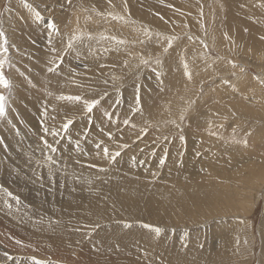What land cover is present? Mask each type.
<instances>
[{
	"label": "rangeland",
	"instance_id": "obj_1",
	"mask_svg": "<svg viewBox=\"0 0 264 264\" xmlns=\"http://www.w3.org/2000/svg\"><path fill=\"white\" fill-rule=\"evenodd\" d=\"M0 32L7 41L0 39V72L8 81L7 88L0 85V169L4 139L12 135L29 140L41 163L21 160L30 144L15 149L20 161L7 163L12 174H0L2 216L8 210L5 217L15 216L13 206L21 205L29 216L43 211L50 224L73 204L85 209L95 197L108 200L107 191L97 190L98 179L106 188L121 176L134 191L158 188L155 200L146 195L158 219L133 223L142 243L122 249L120 240L115 251L121 258H106L110 246L98 241L68 264H264V0H0ZM34 100L49 106L56 120L46 130L37 117L30 132L15 133ZM93 100L99 103L88 112L85 101ZM76 124L79 130L67 138L83 133L78 145L99 137V146L114 139L122 147L77 152L65 142ZM52 153L58 157L47 159ZM65 172L66 186L60 181ZM85 172L98 179L69 178ZM69 212L70 230L85 226L82 215ZM115 221L84 229L85 242ZM122 226L111 234L131 237L132 226ZM44 233H36V246L48 238ZM67 236L61 231V239L73 240ZM4 250L0 264H60Z\"/></svg>",
	"mask_w": 264,
	"mask_h": 264
},
{
	"label": "bare ground",
	"instance_id": "obj_2",
	"mask_svg": "<svg viewBox=\"0 0 264 264\" xmlns=\"http://www.w3.org/2000/svg\"><path fill=\"white\" fill-rule=\"evenodd\" d=\"M38 1V0H37ZM51 1V0H48ZM79 1L82 0H76V2L79 3ZM89 1V0H88ZM41 2V1H40ZM54 2V1H53ZM81 3V2H80ZM39 4V3H38ZM41 4V3H40ZM42 5V4H41ZM47 5V4H45ZM86 5V4H85ZM76 6V5H75ZM72 10V9H71ZM86 14V13H85ZM108 15V14H106ZM104 17V16H103ZM90 18V17H89ZM92 18V17H91ZM97 19V18H96ZM94 19V20H96ZM102 19V16L101 18ZM84 20V19H83ZM93 20V19H91ZM141 20V19H140ZM130 21V20H129ZM137 21V20H136ZM142 21V20H141ZM86 22V21H85ZM94 22V21H93ZM109 22H110V18H109ZM138 22V21H137ZM136 22V23H137ZM142 23V22H141ZM139 24V23H138ZM150 29V28H149ZM146 30V29H145ZM87 32V31H86ZM96 33V32H95ZM99 35V34H98ZM147 35V34H146ZM169 37V36H168ZM165 40V39H164ZM136 41V40H135ZM145 41V40H144ZM143 41V42H144ZM136 50V49H134ZM199 55V54H198ZM126 57V56H125ZM143 58V57H142ZM127 60H130L129 58ZM137 63V62H136ZM99 68V67H97ZM100 69V68H99ZM109 71V70H108ZM114 74V73H113ZM100 75V73H99ZM101 76V75H100ZM100 78V77H99ZM105 78V77H104ZM101 80V78H100ZM106 81L103 79V82ZM118 82V81H117ZM28 99V98H27ZM19 107V106H18ZM49 106H45L42 102L38 101V100H34L30 106H29V111H26L24 113V115H22L14 124L13 130L15 133L21 132V131H29L30 132V128L35 126V120L37 117L41 118L42 121V125H43V129L49 130L50 127L47 125L48 123L55 121L57 116L55 115V112L53 111H49L48 110ZM78 109V108H77ZM18 110V109H17ZM156 112V111H155ZM160 112V111H159ZM157 114V113H156ZM160 115V114H159ZM256 117V116H255ZM132 123V122H130ZM211 123V122H209ZM129 124V123H128ZM142 124V123H141ZM110 125V124H108ZM139 126V125H138ZM78 127H80L78 124H76L75 126H73L72 129H69L67 134L65 135L66 139L65 142H71V146L73 148V150L80 152V150H84L85 154L88 155H92L95 151H99V150H103V148H112V149H119L122 147V145L119 146L118 143H116L114 141V139L112 140V142H110L112 145H106L103 143L102 146H99V142H100V138L98 137L96 139V141L94 142V140L92 138H85L84 140V144L86 145V147L80 146L77 144V141L80 140L83 136L79 134L78 136H73L79 129ZM132 127V126H131ZM201 127V126H200ZM115 127H113L114 129ZM78 129V130H77ZM201 129V128H200ZM140 130V129H139ZM203 130V129H202ZM72 131L70 134L69 132ZM74 131V132H73ZM87 131V129H86ZM85 131V132H86ZM73 133V135L71 136V140H69L67 138V136L71 135ZM79 133V132H78ZM147 133V132H146ZM197 133V132H196ZM14 134V133H13ZM25 134V133H24ZM224 134V133H223ZM44 135V134H43ZM63 135V133H62ZM123 135V134H122ZM42 136V135H41ZM104 136V134H103ZM109 136V135H108ZM112 136V135H111ZM110 136V137H111ZM2 137V136H1ZM34 137V136H33ZM119 137V136H118ZM15 136L12 135L11 137L5 138L4 139V143L6 144V142L8 143L7 147L5 149H3V152L1 153V156L4 159V162H1V169H0V174H4L3 170L6 172L8 170L7 167V163L8 162H15V159L20 161V156H19V152H22V147L25 145L30 144L29 140L26 139H21L20 142L19 140H14ZM28 138V137H27ZM128 138V137H127ZM16 139V138H15ZM34 139V138H33ZM36 139V138H35ZM38 139V138H37ZM74 139V140H73ZM102 139V136H101ZM123 139V137H122ZM43 140V139H42ZM64 140V139H63ZM36 141V140H35ZM34 142V141H33ZM37 142V141H36ZM35 142V143H36ZM125 142V141H124ZM38 144L41 145L40 142H37ZM107 143V142H105ZM23 144V146H22ZM82 144V143H81ZM93 147H92V145ZM108 144V143H107ZM121 144V143H120ZM37 145V144H36ZM33 145L30 144V147H28L26 150L23 151V153H21V160L23 159L22 155H24L25 160L27 161V164H31L34 163L36 165H40L41 163H39V161H34L37 155V151H30V148H32ZM99 146V147H98ZM41 147V146H40ZM67 147V146H66ZM70 147V146H69ZM58 148V147H57ZM64 148V147H63ZM241 148V147H240ZM18 151H16V150ZM67 149V148H66ZM1 151V150H0ZM42 151V150H41ZM193 151V150H192ZM63 151L59 149V153L60 154H64L62 153ZM67 152H69L67 150ZM74 152V151H73ZM116 152V151H115ZM114 153V152H112ZM65 154H67L65 152ZM128 154V153H127ZM152 154V153H151ZM39 155V154H38ZM42 155V154H41ZM71 155V154H70ZM61 156V155H60ZM59 156V157H60ZM129 156V155H128ZM55 157H58L57 155L53 156L52 155H47V159H54ZM69 157V155H68ZM75 157V156H74ZM130 157V156H129ZM61 158V157H60ZM63 158V157H62ZM66 158V156H65ZM126 158V157H125ZM1 159V158H0ZM46 159V158H45ZM81 162H85V159H81L78 158ZM128 159V158H127ZM62 160V159H61ZM76 160V157H75ZM103 160V157H101V160ZM120 160V159H119ZM1 161V160H0ZM91 161L93 163H95L97 160V158H93L91 159ZM112 161V160H111ZM52 162V161H51ZM62 162V161H61ZM60 162V163H61ZM66 162V161H65ZM43 164V163H42ZM9 165V163H8ZM28 165V166H29ZM62 165V164H61ZM133 165V164H132ZM18 167V166H17ZM150 167V166H149ZM258 167V166H257ZM83 168V167H82ZM130 168V167H129ZM230 168V167H229ZM20 169V168H19ZM47 169V168H46ZM120 169V168H119ZM23 170V169H22ZM48 171V170H47ZM55 171V170H54ZM111 171V169H110ZM63 172V171H62ZM109 172V171H107ZM97 174L96 172H85L83 174H81L78 177H74L73 174L69 173V178L73 179V180H80L82 181V176L86 179L88 178L89 180H95L98 179V177L95 175ZM128 173V172H127ZM132 173V172H131ZM255 173V172H254ZM257 173V172H256ZM7 175L12 174L11 171L6 172ZM48 174V173H47ZM125 174V173H124ZM258 174V173H257ZM261 174V173H260ZM6 175V176H7ZM38 175V174H37ZM118 175V174H117ZM30 176V175H29ZM52 176V174H51ZM59 176V175H58ZM114 176V175H113ZM130 176V175H129ZM134 176V175H133ZM152 176V175H150ZM155 176V175H154ZM153 176V177H154ZM255 176V175H254ZM259 176L258 182L262 181L263 177ZM10 177V176H9ZM121 177V176H119ZM119 177H118V181L114 182L111 185H106V188H101V185L103 183H99L100 180H103L101 178H99L97 181L98 186H97V190L98 189H104L105 191H107V195L109 197L108 200H104L103 197L97 198L95 197L92 200H89L86 203V208H82L81 205L77 204V205H71L70 208L68 209L67 207L64 210H59L58 214L51 218V223H48V217L47 214H45L43 211H38V212H33V214L35 216L32 215H28L26 213L21 212L22 210V206H18V205H14L13 208H15L17 211L12 217H5L6 213L7 216H9L12 212H10V210H8L7 212H5V216H2L0 214V247L4 248L5 252H7V254L9 255H13L16 254L18 255L19 253L24 252V254L27 255H34L35 259H54L56 261H60V264H68L67 262L69 260H71V257L74 256L76 253L77 254H83L84 250L86 248L93 249L94 245H96L98 243V241L103 242L104 244H107L108 246H110V248L108 249V254L107 256H105L106 258H117L120 257V255L118 253H116L115 249L116 248H120L119 246V241H123V247L122 249L125 248H129L132 247L133 250H137V246L141 245L142 240L140 239V237L138 236L140 233H138V226L136 229H134L132 226L133 223H137L135 221H139L140 219H142V221L146 220V221H150V218H154L155 220L158 219V216H154L153 212H154V207L152 205V203H149L148 199L146 198L148 195L152 200H155L158 195H159V191L157 189H148L145 188L144 191H134V187H136L135 185H132L131 183H128L126 181V183H121L119 182ZM124 177H126V175H124ZM140 177V176H139ZM247 177V176H246ZM11 178V177H10ZM8 178V179H10ZM114 178V177H113ZM145 178V177H144ZM148 178V177H147ZM146 178V179H147ZM152 178V177H151ZM256 178V177H255ZM13 179V178H11ZM59 179V178H58ZM112 179V178H111ZM126 179V178H125ZM139 179V178H138ZM150 179V178H149ZM156 179V178H155ZM252 179H254L252 177ZM257 179V178H256ZM5 180V179H4ZM47 180V179H46ZM50 180V178H49ZM67 180H68V174L67 172H65L61 178L60 181L65 184V186L67 185ZM127 180V179H126ZM148 180V179H147ZM160 180V179H159ZM158 180V181H159ZM142 181V179H141ZM254 181V180H252ZM256 181V180H255ZM102 182V181H101ZM137 182V181H136ZM152 182V181H151ZM257 182V181H256ZM33 184V183H32ZM135 184V183H134ZM140 184V183H137ZM145 184V183H144ZM158 184V183H157ZM31 184H29L28 186H30ZM34 185V184H33ZM31 185V187L33 186ZM82 185V182H81ZM159 185V184H158ZM157 185V186H158ZM83 186V185H82ZM105 186V185H104ZM40 187V186H39ZM43 188V187H41ZM82 191L83 189L81 187H79ZM83 188H85L83 186ZM140 188V187H139ZM154 188V187H153ZM28 189L30 191H32L31 188L28 187ZM59 190V189H58ZM138 190V188H137ZM143 190V189H141ZM160 190V188H159ZM4 190H0V196L4 193ZM62 192L68 193L69 191L67 189H62ZM86 191V190H84ZM39 194L43 193L45 195V198H48V192L47 189L43 188L42 192L38 191ZM49 192L51 193V188L49 189ZM61 192V194H62ZM238 192V191H237ZM61 194L59 195L58 199H60L61 202ZM167 194L168 193H163L162 194V198H163V202H161V205H165L166 204V199H167ZM33 195V194H32ZM104 195V194H103ZM237 195V194H235ZM228 196V195H227ZM34 197H38V196H34ZM189 197V196H188ZM191 198V196H190ZM20 199V198H19ZM215 199H219V197H216ZM2 200V199H1ZM21 200V199H20ZM178 200V199H177ZM200 200V199H199ZM13 201V200H12ZM17 201V200H16ZM196 201V200H195ZM210 201V200H209ZM4 204L5 202L2 201ZM2 203V204H3ZM226 204V203H225ZM189 205V204H187ZM225 207V206H224ZM24 210V209H23ZM71 210V212H73L72 214H75L77 216L82 215V217L84 218V220L87 222H83L80 221L81 224L86 223L85 226H81L79 225V223L76 226V229H72L70 230V224H68L67 221H70V219L72 217L67 216L66 213H68ZM70 213V212H69ZM3 214V213H2ZM39 214V215H38ZM211 216H214V214H211ZM116 218V221L114 224H112V226L108 229H99L98 230V237L96 239H92L91 242H85V237L82 233V231L84 229H87V231H93L92 229V225L97 222L105 224V223H111L112 219ZM77 220V219H76ZM119 221L117 224L116 222ZM76 222V221H75ZM74 223V222H72ZM144 224V223H142ZM84 225V224H83ZM122 225H126L127 227L132 226L130 231L131 233V237H124L123 235H119V234H111L113 231L116 230V228L118 229V231H122L123 226ZM141 225V224H139ZM124 226V228L126 227ZM45 229V236L48 237L47 239L40 241L37 246L35 244V237H36V233L40 232V229ZM126 229V228H125ZM128 229V228H127ZM61 231L67 233L68 232V238L70 237V239L72 238V241H65L63 239H61ZM81 231V232H80ZM87 233V232H86ZM93 233V232H92ZM141 235V234H140ZM92 236V235H90ZM210 236V235H209ZM112 238V240H110V238ZM93 238V237H91ZM90 238V239H91ZM61 239V240H60ZM86 239H88V237H86ZM132 239L134 244L130 243L129 240ZM67 240V239H66ZM120 241V242H121ZM46 243L45 245H41L42 243ZM122 244V243H121ZM78 245L83 246L82 249H78ZM2 250V249H1ZM88 255L89 253L86 252ZM123 250H122V254H123ZM136 253V252H135ZM133 255V253H130ZM129 254V255H130ZM9 255V256H10ZM86 255V256H88ZM125 256V255H124ZM131 256V255H130ZM8 258V257H7ZM16 258V257H15ZM121 258V257H120ZM127 258V255H126ZM2 259V258H1ZM4 259V258H3ZM67 259V260H66ZM66 260V262L64 263L63 261ZM28 261H31L30 257H28ZM63 262V263H62Z\"/></svg>",
	"mask_w": 264,
	"mask_h": 264
},
{
	"label": "snow or ice",
	"instance_id": "obj_3",
	"mask_svg": "<svg viewBox=\"0 0 264 264\" xmlns=\"http://www.w3.org/2000/svg\"><path fill=\"white\" fill-rule=\"evenodd\" d=\"M69 3H71V0H69ZM39 16V14H37ZM49 27H55L54 22L49 24ZM0 39H4V43L6 44V38H4V34L2 32H0ZM169 46H170V42H169ZM69 47H71V43L69 44ZM5 51H7V49H4ZM0 68H2V63H0ZM185 68L187 69V65H185ZM50 71H52V69H49ZM186 75H188V78L191 79V73H187ZM0 85H2L3 87L7 88L8 87V81L5 79L4 75L2 72H0ZM63 99H68V100H74V101H79L81 98L80 97H63ZM4 97L0 96V116H3L5 114V108H4ZM139 102V101H138ZM99 103V101L93 100L91 102L85 101V106L88 112H91L93 110V108L96 107V105ZM125 123L127 124L128 121H125ZM65 129H67L68 125L66 124ZM99 147V146H98ZM104 154L105 156H108V150L104 149ZM120 153L117 152L115 154V156H118ZM115 156L112 157V159H115ZM159 231V230H157ZM36 264H40V262H36Z\"/></svg>",
	"mask_w": 264,
	"mask_h": 264
}]
</instances>
